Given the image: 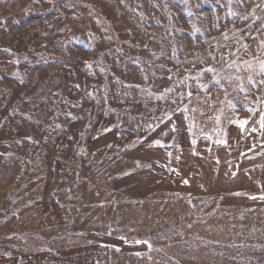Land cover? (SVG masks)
Masks as SVG:
<instances>
[{"label": "rangeland", "instance_id": "1", "mask_svg": "<svg viewBox=\"0 0 264 264\" xmlns=\"http://www.w3.org/2000/svg\"><path fill=\"white\" fill-rule=\"evenodd\" d=\"M262 62L264 0H0V264H264Z\"/></svg>", "mask_w": 264, "mask_h": 264}, {"label": "snow or ice", "instance_id": "2", "mask_svg": "<svg viewBox=\"0 0 264 264\" xmlns=\"http://www.w3.org/2000/svg\"><path fill=\"white\" fill-rule=\"evenodd\" d=\"M260 68H261V71H264V62H262L260 64ZM208 71H213L212 69H208ZM219 81H217L218 83ZM253 84H255V81H251ZM262 84H264V81H261ZM166 91H171L170 89L166 90ZM189 96H191V93H188ZM187 109H185L186 111ZM248 111L250 112H253L254 110L252 108H249ZM236 123L239 124L240 128L241 129H244L245 125L248 123L247 120H239V121H236ZM260 124H261V127L264 128V114H261V117H260ZM159 143V142H157ZM193 143H195V141H193ZM185 183H187V181H185ZM255 198V197H253ZM138 243H140V241H138ZM143 243H148L147 241H143ZM150 246V245H149Z\"/></svg>", "mask_w": 264, "mask_h": 264}]
</instances>
